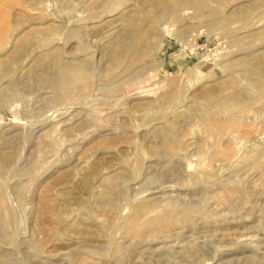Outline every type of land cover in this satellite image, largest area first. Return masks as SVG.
<instances>
[{"label":"rangeland","instance_id":"rangeland-1","mask_svg":"<svg viewBox=\"0 0 264 264\" xmlns=\"http://www.w3.org/2000/svg\"><path fill=\"white\" fill-rule=\"evenodd\" d=\"M161 1L0 0V264H264V0Z\"/></svg>","mask_w":264,"mask_h":264},{"label":"bare ground","instance_id":"bare-ground-1","mask_svg":"<svg viewBox=\"0 0 264 264\" xmlns=\"http://www.w3.org/2000/svg\"><path fill=\"white\" fill-rule=\"evenodd\" d=\"M209 1V0H208ZM2 3V2H1ZM186 3L190 4L193 6L194 8V11L195 13H198L200 12V8L202 7V4H203V0H186ZM4 4V3H3ZM1 4V5H3ZM160 4L162 5L161 7V12L164 14V12H168L169 14H171L172 16L174 17H177V10L179 9L178 7L182 4L179 2V0H162L160 2ZM0 5V6H1ZM204 5V4H203ZM5 7V6H3ZM2 8V6H1ZM161 13V14H162ZM162 14V15H163ZM179 14V13H178ZM133 34V32H131ZM124 34V33H123ZM135 34V33H134ZM127 35V34H126ZM131 35V34H130ZM134 36V35H133ZM124 37H125V34H124ZM129 37V36H128ZM136 37V36H135ZM131 38V37H130ZM145 38V37H144ZM136 39V38H135ZM142 39V38H141ZM116 40V39H115ZM121 40V39H120ZM120 40H117V42L115 41L113 43V50L112 52L114 53V58H113V65L114 67L120 62V60L122 59L121 58V55H125L123 52H125V50H127L128 48H130L131 46V42H128V41H124L122 39V41L120 42ZM128 40V39H127ZM130 41V40H129ZM142 42V41H141ZM133 45V44H132ZM139 46V45H138ZM45 55V54H44ZM41 59V58H40ZM41 62H44V69L43 71L46 72L48 71L49 73V70H53V72H55V79L52 80L53 83H56V82H61L63 80H67V79H71L73 78V76L75 75L74 74V71L77 70L76 67L72 66L70 63L68 64H65V63H62L56 55H53V54H46L44 56V58L42 60H40ZM124 62V61H123ZM120 64V63H119ZM43 65V64H42ZM75 65V64H74ZM78 66V65H76ZM111 66V65H110ZM81 67V66H80ZM113 67V69H115ZM83 68V67H82ZM81 69V68H80ZM112 69V71H113ZM108 71V70H107ZM52 72V74H53ZM35 73V72H34ZM41 73V72H40ZM86 73V72H84ZM88 73V72H87ZM115 73V72H114ZM42 74V73H41ZM77 74V73H76ZM80 74V73H78ZM82 74V73H81ZM31 75V74H30ZM45 76V75H44ZM43 76V78H44ZM47 76V75H46ZM45 76V77H46ZM48 77V76H47ZM53 77V78H54ZM77 77V76H76ZM75 77V78H76ZM48 79V78H47ZM42 80V79H41ZM74 81V80H73ZM72 81V82H73ZM79 82V81H78ZM5 95V94H4ZM3 157V156H2ZM0 157V161H1V166H3L4 164V161H5V158L3 157Z\"/></svg>","mask_w":264,"mask_h":264}]
</instances>
